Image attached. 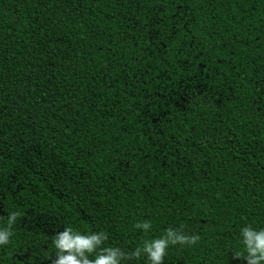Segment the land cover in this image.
I'll return each mask as SVG.
<instances>
[{"label": "trees", "instance_id": "1", "mask_svg": "<svg viewBox=\"0 0 264 264\" xmlns=\"http://www.w3.org/2000/svg\"><path fill=\"white\" fill-rule=\"evenodd\" d=\"M0 264L55 233L163 264H244L264 228V0H0ZM147 221V231L135 225ZM121 264H147L143 255Z\"/></svg>", "mask_w": 264, "mask_h": 264}, {"label": "clouds", "instance_id": "2", "mask_svg": "<svg viewBox=\"0 0 264 264\" xmlns=\"http://www.w3.org/2000/svg\"><path fill=\"white\" fill-rule=\"evenodd\" d=\"M17 218L15 211L7 216V228H0V247L9 243V230ZM150 223L144 221L135 225V228L147 231ZM198 235H187L177 228H168L164 234L152 239H146L142 245L130 253L119 247H102L107 235L103 231L82 233L73 228H64L55 233L51 243L55 249L51 264H121L141 255L147 264H163L166 250L169 245H194ZM239 245L233 253L236 259H242L244 264H264V228H255L246 225L240 229Z\"/></svg>", "mask_w": 264, "mask_h": 264}]
</instances>
